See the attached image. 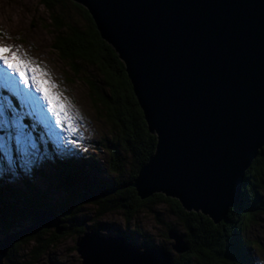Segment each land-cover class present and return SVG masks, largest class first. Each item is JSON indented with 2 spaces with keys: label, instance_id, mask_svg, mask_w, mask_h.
<instances>
[{
  "label": "water",
  "instance_id": "95a60500",
  "mask_svg": "<svg viewBox=\"0 0 264 264\" xmlns=\"http://www.w3.org/2000/svg\"><path fill=\"white\" fill-rule=\"evenodd\" d=\"M92 17L125 65L154 153L131 186L140 199L155 193L219 223L237 204L250 163L264 146V0H71ZM94 191L77 204L91 202ZM38 208L28 225L0 240V264L26 237L71 220ZM66 224V225H64ZM168 238L177 254L188 245ZM82 264H172L164 249L138 248L124 235L86 227L76 239Z\"/></svg>",
  "mask_w": 264,
  "mask_h": 264
},
{
  "label": "trees",
  "instance_id": "16d2710c",
  "mask_svg": "<svg viewBox=\"0 0 264 264\" xmlns=\"http://www.w3.org/2000/svg\"><path fill=\"white\" fill-rule=\"evenodd\" d=\"M39 2L48 13L49 24L54 33L52 47L57 50L63 61L70 65L72 73L80 77L81 63L92 65L99 71V84L91 78H85L84 81L93 106L109 126L111 138L107 139L106 143L107 169L112 176L90 179L85 174L86 169L98 167L94 160L82 156V161L77 165L72 160L63 159L50 163L65 194L59 202L47 200L46 191L26 178V193L22 190L16 192L9 185L0 187L6 190L0 195V240L12 228L30 224L32 212L38 208L59 213L63 209L74 207L67 217L71 220L68 232L58 235L54 230H42L34 236L26 237L8 251L1 264H22L18 252L23 244L33 242L28 251L33 261L52 249L62 237L80 236L86 227L95 231L101 230L93 221L108 213H121L128 224L140 212L152 211L154 207L162 208L173 217L172 221H164L155 214L156 219L165 228L164 238L169 239L168 232L173 230L181 235L188 245L185 253L171 256L172 264H255L251 249L252 244L256 242L248 240L245 231L257 223L258 217L264 215V146L246 170L237 204L230 208L226 217L219 223H214L202 213L186 211L178 200L162 193L140 199L131 183L154 153L156 136L148 130L123 61L113 47L102 39L92 17L83 6L71 0ZM69 4L80 12L83 21L81 24L68 21L62 14L61 7ZM0 98L7 99V104L18 111L23 110L18 98L7 90L0 88ZM26 117L25 121L30 123ZM33 128L42 148L50 150L51 143L43 135L42 127ZM44 139L46 141H43ZM94 191L110 193L100 194L94 201L89 202L93 207L94 216L91 218L92 224L88 226L84 222L86 219L78 218L82 204L76 203ZM133 233L124 231L117 234L124 235L135 245ZM149 243L148 238H144V247L152 246Z\"/></svg>",
  "mask_w": 264,
  "mask_h": 264
},
{
  "label": "rangeland",
  "instance_id": "374dc122",
  "mask_svg": "<svg viewBox=\"0 0 264 264\" xmlns=\"http://www.w3.org/2000/svg\"><path fill=\"white\" fill-rule=\"evenodd\" d=\"M61 12L68 21H75L78 24L83 22L80 12L70 4L66 7L62 6ZM49 23L48 13L39 0H0V44L10 46L22 57L29 59L35 67L47 73L46 78L55 86L53 91L58 92L68 102L69 111L76 116L74 122L77 132L68 135L66 131L56 129L46 109L40 113L25 103L21 94L29 89H25L19 83L18 77L15 78L18 86L15 92L0 87L15 95L23 107V110L18 111L7 104V99L0 98V113H3L0 117V144L7 147V151H0V187L5 188V185H9L16 192L22 190L26 193L24 187L26 178L46 191L47 200L59 202L65 194L60 187V179L52 171L50 163L63 159L72 160L77 165L84 156L86 159L94 160L98 167L86 169L85 174L90 179L109 178L112 174L107 169L106 143L107 139L111 138V133L109 126L93 106L84 81L85 78H91L97 80L99 84L98 69L81 63L80 77L75 76L70 65L63 61L57 50L52 47L54 33ZM5 71L0 68V80L3 79ZM31 95L38 97L34 90H31ZM41 105H43L42 101ZM24 117L26 120L29 118L30 123L26 122ZM33 126L42 127L43 135L51 143L50 150L42 148ZM17 128L25 134L23 150L16 144ZM4 191L6 190L0 189V195ZM155 214L164 221L173 220V217L162 208L154 207L152 211L140 212L128 224L119 212L108 213L93 222L101 228L98 232L104 237L124 231L136 232L138 234L132 235L138 248L143 249L144 238H148L150 245L164 249L173 257L177 256L172 248L173 240L164 238L165 228L156 219ZM93 216L92 205L89 202L82 203L78 218L86 219L84 222L89 226L92 224ZM67 217L69 215L63 219ZM245 232L248 240L256 242L252 244L251 249L255 264H264V215L258 217L257 223L252 224ZM78 237L73 235L62 237L52 249L33 261L28 252L33 242L23 244L19 247V261L22 264H82V259L76 250Z\"/></svg>",
  "mask_w": 264,
  "mask_h": 264
},
{
  "label": "snow or ice",
  "instance_id": "6c2138e0",
  "mask_svg": "<svg viewBox=\"0 0 264 264\" xmlns=\"http://www.w3.org/2000/svg\"><path fill=\"white\" fill-rule=\"evenodd\" d=\"M0 68L6 70L3 79L0 80V87L15 92L18 87L15 78L18 77L19 83L25 89H29L21 94L25 103L40 113L46 109L48 116L54 121L56 129L66 131L68 135L76 134L77 128L74 122L76 116L69 111L68 102L58 92L53 91L55 86L46 78L47 73L35 67L18 51H14L10 46L4 44H0ZM31 90H34L38 97L32 96ZM41 101L43 105H41ZM2 116L3 113H0V117ZM24 135L23 131L17 128L15 140L21 150L24 148ZM69 143L72 142L69 141ZM0 151H7V147L0 144Z\"/></svg>",
  "mask_w": 264,
  "mask_h": 264
},
{
  "label": "bare ground",
  "instance_id": "6f19581e",
  "mask_svg": "<svg viewBox=\"0 0 264 264\" xmlns=\"http://www.w3.org/2000/svg\"><path fill=\"white\" fill-rule=\"evenodd\" d=\"M85 13V12H84ZM89 17V16H88ZM75 29V28H74ZM83 35V34H82ZM67 39V38H66ZM65 44V43H64ZM111 68V67H110ZM128 126V125H127ZM126 126V127H127ZM128 128V127H127ZM131 128V127H130ZM123 137V136H122ZM98 232V231H97ZM100 235H102V234H100ZM112 235V234H111ZM120 235V234H119ZM194 260V259H193ZM199 261V260H198ZM211 262V261H210ZM226 264V263H225Z\"/></svg>",
  "mask_w": 264,
  "mask_h": 264
}]
</instances>
